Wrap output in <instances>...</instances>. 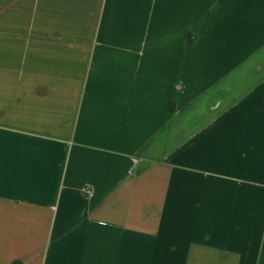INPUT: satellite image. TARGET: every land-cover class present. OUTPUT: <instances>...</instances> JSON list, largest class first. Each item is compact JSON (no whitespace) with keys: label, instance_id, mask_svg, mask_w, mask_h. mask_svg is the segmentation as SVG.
<instances>
[{"label":"crops","instance_id":"obj_1","mask_svg":"<svg viewBox=\"0 0 264 264\" xmlns=\"http://www.w3.org/2000/svg\"><path fill=\"white\" fill-rule=\"evenodd\" d=\"M0 264H264V0H0Z\"/></svg>","mask_w":264,"mask_h":264}]
</instances>
